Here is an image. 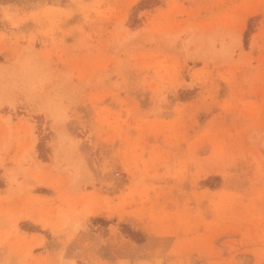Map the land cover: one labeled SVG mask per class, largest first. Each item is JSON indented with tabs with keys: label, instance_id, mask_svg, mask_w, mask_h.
Here are the masks:
<instances>
[{
	"label": "rangeland",
	"instance_id": "rangeland-1",
	"mask_svg": "<svg viewBox=\"0 0 264 264\" xmlns=\"http://www.w3.org/2000/svg\"><path fill=\"white\" fill-rule=\"evenodd\" d=\"M0 264H264V0H0Z\"/></svg>",
	"mask_w": 264,
	"mask_h": 264
}]
</instances>
